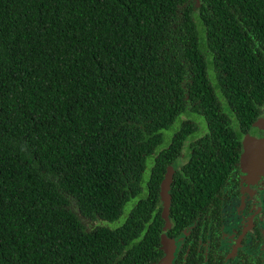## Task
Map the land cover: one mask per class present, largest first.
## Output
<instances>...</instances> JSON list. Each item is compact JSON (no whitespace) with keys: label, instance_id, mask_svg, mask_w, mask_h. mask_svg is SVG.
<instances>
[{"label":"trees","instance_id":"obj_1","mask_svg":"<svg viewBox=\"0 0 264 264\" xmlns=\"http://www.w3.org/2000/svg\"><path fill=\"white\" fill-rule=\"evenodd\" d=\"M263 102L264 0H0V264H156Z\"/></svg>","mask_w":264,"mask_h":264},{"label":"flooded vegetation","instance_id":"obj_2","mask_svg":"<svg viewBox=\"0 0 264 264\" xmlns=\"http://www.w3.org/2000/svg\"><path fill=\"white\" fill-rule=\"evenodd\" d=\"M256 120L260 125L255 137L261 139L242 158V138ZM188 146L184 142L183 157ZM233 159L218 197L180 232L167 230L171 238L182 236L173 264L179 256L180 264H264V102L241 130Z\"/></svg>","mask_w":264,"mask_h":264},{"label":"water","instance_id":"obj_3","mask_svg":"<svg viewBox=\"0 0 264 264\" xmlns=\"http://www.w3.org/2000/svg\"><path fill=\"white\" fill-rule=\"evenodd\" d=\"M260 125L257 120L251 125L249 132L245 133L241 141V157L246 156V151L250 145H254V142L259 141L261 138L255 137L257 132V127ZM263 127V126H260ZM183 151V149H182ZM179 163L173 161L166 166L163 178L159 185V205L161 206L160 215L163 219V224L161 226L159 240L160 247L163 251L162 256L156 264H173L174 253L176 251L177 243H179L181 235H178L175 238L169 237L167 230L174 225V219L171 217L169 208H170V183L172 180V175L177 169Z\"/></svg>","mask_w":264,"mask_h":264},{"label":"rangeland","instance_id":"obj_4","mask_svg":"<svg viewBox=\"0 0 264 264\" xmlns=\"http://www.w3.org/2000/svg\"><path fill=\"white\" fill-rule=\"evenodd\" d=\"M185 117H194L196 119V115L192 114V113H185L184 114ZM178 124V121H176L169 129L163 130V134H164V141H163V145L167 144L173 134V132L176 130V126ZM131 202V201H130ZM130 202H128L125 206V211L128 210ZM119 219H123V215H121V217Z\"/></svg>","mask_w":264,"mask_h":264}]
</instances>
